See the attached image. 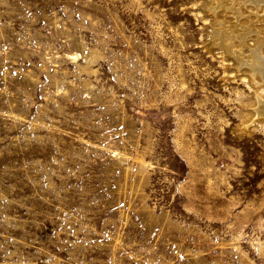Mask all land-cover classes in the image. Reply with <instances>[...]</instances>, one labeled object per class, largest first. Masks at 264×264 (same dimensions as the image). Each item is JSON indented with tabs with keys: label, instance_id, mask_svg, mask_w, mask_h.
Instances as JSON below:
<instances>
[{
	"label": "rangeland",
	"instance_id": "rangeland-1",
	"mask_svg": "<svg viewBox=\"0 0 264 264\" xmlns=\"http://www.w3.org/2000/svg\"><path fill=\"white\" fill-rule=\"evenodd\" d=\"M208 4L0 0V264H264V123Z\"/></svg>",
	"mask_w": 264,
	"mask_h": 264
},
{
	"label": "bare ground",
	"instance_id": "bare-ground-1",
	"mask_svg": "<svg viewBox=\"0 0 264 264\" xmlns=\"http://www.w3.org/2000/svg\"><path fill=\"white\" fill-rule=\"evenodd\" d=\"M208 9L215 14L217 28L213 29L212 40L225 53L237 61L239 72L247 74L253 84L256 101L250 118L243 123V130L256 121L264 123V0H209ZM223 9L224 19L218 20L217 13ZM248 17L246 16L247 14ZM247 58V59H246ZM244 74V73H243Z\"/></svg>",
	"mask_w": 264,
	"mask_h": 264
}]
</instances>
